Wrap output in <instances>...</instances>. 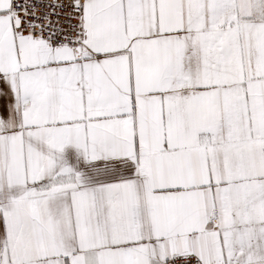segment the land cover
<instances>
[{
  "label": "snow or ice",
  "instance_id": "6c2138e0",
  "mask_svg": "<svg viewBox=\"0 0 264 264\" xmlns=\"http://www.w3.org/2000/svg\"><path fill=\"white\" fill-rule=\"evenodd\" d=\"M0 264H264V0H0Z\"/></svg>",
  "mask_w": 264,
  "mask_h": 264
}]
</instances>
